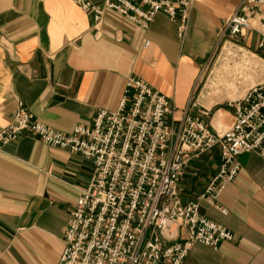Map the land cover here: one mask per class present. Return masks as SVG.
I'll use <instances>...</instances> for the list:
<instances>
[{
  "label": "crops",
  "instance_id": "1",
  "mask_svg": "<svg viewBox=\"0 0 264 264\" xmlns=\"http://www.w3.org/2000/svg\"><path fill=\"white\" fill-rule=\"evenodd\" d=\"M240 2L193 0L179 34L178 22L161 12L143 27L105 9L96 31L74 0H0V127L22 101L32 117L69 133L90 124L98 108L115 109L132 75L166 95L179 118L191 99L201 105L205 63ZM263 32L258 14L238 40L259 51ZM217 117L213 112L210 122L219 129ZM231 120L232 111L224 110L223 127ZM238 161L235 179L216 200L226 213L198 199L201 215L233 240L216 249L194 243L183 264H264V155L244 152ZM219 162L216 146L189 159L179 181L182 202L203 193ZM90 173L88 160L30 133L0 148V264H57L70 211Z\"/></svg>",
  "mask_w": 264,
  "mask_h": 264
},
{
  "label": "built area",
  "instance_id": "2",
  "mask_svg": "<svg viewBox=\"0 0 264 264\" xmlns=\"http://www.w3.org/2000/svg\"><path fill=\"white\" fill-rule=\"evenodd\" d=\"M75 1L92 14L96 31L103 11L112 9L143 27L156 13H164L178 22L179 34L193 3ZM258 14L264 17V0H241L224 19L221 47L235 45ZM258 49L264 53V32ZM229 105L232 120L225 128L216 129L207 121V109L195 99L175 118L170 99L132 75L115 109L98 108L90 124L75 125L64 133L32 117L17 101L13 118L0 127V148L30 133L50 147L77 153L91 165L89 180L70 211L57 264H183L194 243L216 249L221 241L233 240L230 231L201 215L198 199L226 213L216 200L239 171L238 155H264V77ZM193 109H198L197 114H192ZM215 146L218 170L197 199L182 202L179 181L186 163Z\"/></svg>",
  "mask_w": 264,
  "mask_h": 264
},
{
  "label": "rangeland",
  "instance_id": "3",
  "mask_svg": "<svg viewBox=\"0 0 264 264\" xmlns=\"http://www.w3.org/2000/svg\"><path fill=\"white\" fill-rule=\"evenodd\" d=\"M81 9L83 8L81 7ZM87 13L92 17L90 12ZM259 51H249L244 46L241 47L239 41L235 45L227 43L223 48L219 43V46L205 63L206 67L202 71L200 83L202 94L199 103L208 111L207 121L211 120L213 112H217L218 128L223 127L220 120L224 110L231 111L229 103L234 99L241 98L250 85L263 79L264 57L261 55H264V53L260 51L261 55H259ZM254 53L257 56L252 55Z\"/></svg>",
  "mask_w": 264,
  "mask_h": 264
}]
</instances>
